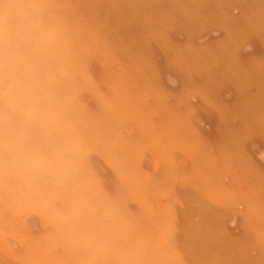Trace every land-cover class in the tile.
<instances>
[{
  "label": "rangeland",
  "instance_id": "rangeland-1",
  "mask_svg": "<svg viewBox=\"0 0 264 264\" xmlns=\"http://www.w3.org/2000/svg\"><path fill=\"white\" fill-rule=\"evenodd\" d=\"M0 264H264V0H0Z\"/></svg>",
  "mask_w": 264,
  "mask_h": 264
}]
</instances>
